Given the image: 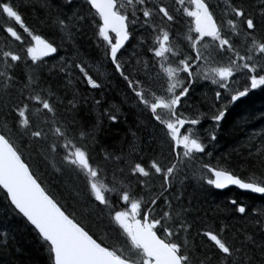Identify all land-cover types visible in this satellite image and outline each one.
Masks as SVG:
<instances>
[{
  "label": "snow or ice",
  "instance_id": "snow-or-ice-1",
  "mask_svg": "<svg viewBox=\"0 0 264 264\" xmlns=\"http://www.w3.org/2000/svg\"><path fill=\"white\" fill-rule=\"evenodd\" d=\"M21 6L0 0L11 21L0 25V188L47 264H264V210H256L251 230L209 227L187 193L195 182L264 194V130L215 164L209 150L230 109L264 90V0H42L38 23L47 36L25 23ZM89 28L94 52H82L78 37ZM137 34L139 48L128 53ZM66 43L71 55L47 64L68 51ZM88 59L100 61L96 73ZM105 63L122 80L125 102L158 132L149 143L133 132L119 155L96 153L102 117L116 121L119 107L98 111L92 124L79 117L87 102L79 85L108 87L110 78H100ZM201 79L216 88L210 116L187 103ZM93 103L100 109L101 100ZM205 119L211 129L201 127ZM230 203L246 213L245 203ZM14 240L4 231L0 249Z\"/></svg>",
  "mask_w": 264,
  "mask_h": 264
},
{
  "label": "trees",
  "instance_id": "trees-1",
  "mask_svg": "<svg viewBox=\"0 0 264 264\" xmlns=\"http://www.w3.org/2000/svg\"><path fill=\"white\" fill-rule=\"evenodd\" d=\"M220 2L224 3L226 0H220ZM252 2L256 6L259 5V0H252ZM17 3H22L20 10L25 18V23L34 28L38 34L47 36L49 29L38 23V21L43 19L45 14V10L41 7L42 0H17ZM30 3L34 4L35 7L23 6ZM212 3H217V0H212ZM10 23L11 21L6 19V14L0 13V25L7 27ZM187 24L188 20L185 18L181 24V29L186 30ZM17 31H20L21 35L25 37V41H27V35L20 28H17ZM141 35L137 34L131 38L126 46L128 53H131L133 48H139L138 41ZM4 43L5 34L0 29V45ZM78 43L81 45L82 52H94L95 39L91 28L83 36L78 37ZM11 46L17 47L18 45L12 44ZM64 47L68 49L67 52L61 51L59 55L45 58L46 63L52 64L59 60V56L71 55L72 49L70 45L66 43ZM88 63L92 68V72L96 73L100 61L93 62V60L88 59ZM44 72L47 78L46 68ZM100 72L103 73L100 78L105 80L106 77H109L110 84L101 90H92L83 83L79 85V91L87 97V102L79 106V117L85 125H88L95 122L98 111L102 112L105 109L113 111V106H116L120 108V114L116 121H108L106 116L102 117V125L97 132L98 146L96 153H99L100 149L104 148L114 151L119 155L121 147L132 139L133 132L138 137H143L146 143H149L150 136L158 135L154 126L148 125L145 127L147 116H140L131 100L125 102L126 90L124 84L118 76L110 75L112 73L111 67L105 63V66L100 68ZM18 74L21 79H26L23 72L19 69ZM202 81L201 79L193 83L190 89L189 102L187 101V103L199 107L200 111L207 112L208 116H210V105L213 103L216 88L209 83L210 81ZM55 82V79H53V83ZM105 82L107 83V80ZM93 97L96 100H101V107L98 110L93 103ZM261 113H264V90L261 89L253 90V93L244 102L230 109L216 132V147L209 149L213 152V164L220 157L232 153L233 149H238L252 132L259 133L261 130H264V119L260 118ZM212 126L213 122L210 119L202 121V128L211 129ZM152 147H156V145H152ZM204 159L207 162V157ZM231 159L236 160V157L232 156ZM111 167L125 166L113 164ZM234 167L239 170L238 165H234ZM41 171L43 172V169ZM125 175H127L126 167ZM152 182L157 185L160 183L158 178ZM133 183H135L134 180ZM4 193L0 188V234L7 231L11 236L15 237V240L9 244L7 249H0V264H47V252L42 248L36 234L26 227V219L20 215H16L12 211L14 207L10 206V201L5 198ZM187 193H191L198 198L199 215L202 221L207 223L209 227L224 222L228 223L234 231L251 230L253 227L252 218L259 214L256 210H264V195L260 196L236 188L219 191L214 186H201L193 182L188 185ZM233 199L238 204L241 202L245 203V214H241L235 210V206L230 203ZM196 202L194 200V203ZM19 248H22L23 251H18Z\"/></svg>",
  "mask_w": 264,
  "mask_h": 264
},
{
  "label": "water",
  "instance_id": "water-1",
  "mask_svg": "<svg viewBox=\"0 0 264 264\" xmlns=\"http://www.w3.org/2000/svg\"><path fill=\"white\" fill-rule=\"evenodd\" d=\"M54 56V55H53ZM232 187H236V188H238V186H235V185H229V186H227L226 188H224V189H217V190H220V191H224V190H227V189H229V188H232ZM2 189V188H1ZM239 189V188H238ZM2 190H4V189H2ZM240 190H243V189H240ZM6 190H4V192H5ZM243 191H249V192H251L250 190H243ZM253 193V192H252ZM254 194H258V193H254ZM258 195H263V194H258ZM26 219V218H25Z\"/></svg>",
  "mask_w": 264,
  "mask_h": 264
},
{
  "label": "bare ground",
  "instance_id": "bare-ground-1",
  "mask_svg": "<svg viewBox=\"0 0 264 264\" xmlns=\"http://www.w3.org/2000/svg\"><path fill=\"white\" fill-rule=\"evenodd\" d=\"M203 82V81H202ZM201 85V84H200ZM207 90H208V88H207ZM202 91V90H201ZM204 96V95H203ZM210 96V95H209ZM101 97V96H100ZM206 97V96H205ZM121 98V97H120ZM189 102V101H188ZM207 113V112H206ZM209 124V123H208ZM208 127V126H207ZM231 194V193H230ZM264 195V194H263ZM263 195H260V196H263Z\"/></svg>",
  "mask_w": 264,
  "mask_h": 264
},
{
  "label": "rangeland",
  "instance_id": "rangeland-1",
  "mask_svg": "<svg viewBox=\"0 0 264 264\" xmlns=\"http://www.w3.org/2000/svg\"><path fill=\"white\" fill-rule=\"evenodd\" d=\"M204 81V80H203ZM210 83V82H209ZM211 84V83H210ZM213 86V85H212Z\"/></svg>",
  "mask_w": 264,
  "mask_h": 264
}]
</instances>
